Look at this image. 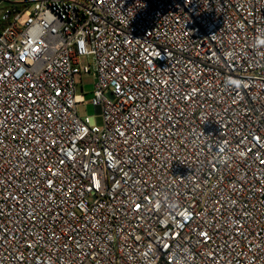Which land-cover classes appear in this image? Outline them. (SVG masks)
I'll return each instance as SVG.
<instances>
[{
	"label": "built area",
	"instance_id": "obj_1",
	"mask_svg": "<svg viewBox=\"0 0 264 264\" xmlns=\"http://www.w3.org/2000/svg\"><path fill=\"white\" fill-rule=\"evenodd\" d=\"M0 9V264H264V0Z\"/></svg>",
	"mask_w": 264,
	"mask_h": 264
},
{
	"label": "rangeland",
	"instance_id": "obj_2",
	"mask_svg": "<svg viewBox=\"0 0 264 264\" xmlns=\"http://www.w3.org/2000/svg\"><path fill=\"white\" fill-rule=\"evenodd\" d=\"M7 7L8 3L5 2L1 8L3 9ZM94 81L95 78L93 74L82 75L77 78L76 93L81 95L84 101V103L77 108L78 116L81 118L86 116H95V108L90 103L93 97Z\"/></svg>",
	"mask_w": 264,
	"mask_h": 264
}]
</instances>
